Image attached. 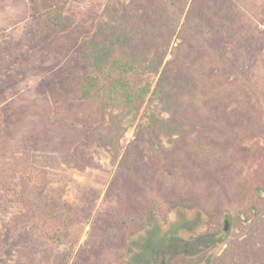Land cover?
<instances>
[{
  "label": "rangeland",
  "instance_id": "374dc122",
  "mask_svg": "<svg viewBox=\"0 0 264 264\" xmlns=\"http://www.w3.org/2000/svg\"><path fill=\"white\" fill-rule=\"evenodd\" d=\"M140 1L0 0V264H228L264 201V133L212 163L206 121L163 96L168 53L147 50L164 2Z\"/></svg>",
  "mask_w": 264,
  "mask_h": 264
},
{
  "label": "trees",
  "instance_id": "16d2710c",
  "mask_svg": "<svg viewBox=\"0 0 264 264\" xmlns=\"http://www.w3.org/2000/svg\"><path fill=\"white\" fill-rule=\"evenodd\" d=\"M144 2L137 0L136 8H145ZM163 2L164 14L152 24L153 27L157 22L158 27V32L154 31L156 34L151 37L153 44L149 38L144 42L151 45L147 47L150 51L161 52L162 46V60L167 53L169 55L159 78L163 96L169 98L170 106L173 101H181L186 109L194 110L199 122L206 121L209 134L205 139L209 140L214 151L221 148L219 157H211L213 164L236 156L231 155L236 144L244 152L243 156L248 157L251 149L240 147L238 140L254 130L264 133V0ZM166 9L169 10L167 13ZM255 18H262L263 28L254 22ZM126 24L122 29L118 26L122 31L119 37L129 35L134 41L135 37L143 35L136 25L135 28ZM119 29L115 27V32ZM173 37L180 41L168 51ZM159 40L164 43L159 45ZM207 157L209 154L203 158ZM255 195L258 196L257 204L248 206L242 213L245 216L243 237L239 241L230 239L228 264H264V201L260 195ZM179 205L187 207L180 202ZM151 214L148 212L145 220L150 221ZM225 219L230 224V216ZM204 235L197 237L199 246L194 249L186 251L182 244V252H200L212 245L218 236L217 233L206 238ZM165 239L162 237L159 243H165ZM238 249H241L240 253H237ZM160 251L165 255L176 252L156 249L154 245L144 248L151 257ZM145 253L140 260L145 258Z\"/></svg>",
  "mask_w": 264,
  "mask_h": 264
},
{
  "label": "water",
  "instance_id": "95a60500",
  "mask_svg": "<svg viewBox=\"0 0 264 264\" xmlns=\"http://www.w3.org/2000/svg\"><path fill=\"white\" fill-rule=\"evenodd\" d=\"M227 225H228V221H227V220H225V226H224V229H226V228H227Z\"/></svg>",
  "mask_w": 264,
  "mask_h": 264
}]
</instances>
